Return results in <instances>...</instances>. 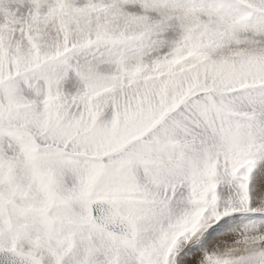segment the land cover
<instances>
[{
	"label": "snow or ice",
	"instance_id": "snow-or-ice-1",
	"mask_svg": "<svg viewBox=\"0 0 264 264\" xmlns=\"http://www.w3.org/2000/svg\"><path fill=\"white\" fill-rule=\"evenodd\" d=\"M0 264H264V0H0Z\"/></svg>",
	"mask_w": 264,
	"mask_h": 264
}]
</instances>
